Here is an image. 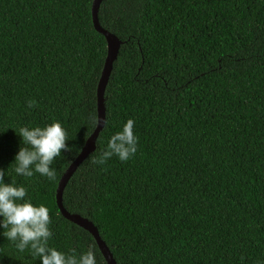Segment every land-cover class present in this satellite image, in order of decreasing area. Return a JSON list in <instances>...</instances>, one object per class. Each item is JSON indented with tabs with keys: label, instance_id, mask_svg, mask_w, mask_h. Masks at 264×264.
<instances>
[{
	"label": "trees",
	"instance_id": "16d2710c",
	"mask_svg": "<svg viewBox=\"0 0 264 264\" xmlns=\"http://www.w3.org/2000/svg\"><path fill=\"white\" fill-rule=\"evenodd\" d=\"M93 1L0 0V169L49 207L50 246L108 264L56 198L98 124L108 46ZM99 19L122 44L65 208L92 220L117 264H264V0H103ZM130 118L136 154L94 164ZM53 120L72 148L55 181L17 176L20 127ZM0 264L40 261L0 235Z\"/></svg>",
	"mask_w": 264,
	"mask_h": 264
},
{
	"label": "clouds",
	"instance_id": "9594fccd",
	"mask_svg": "<svg viewBox=\"0 0 264 264\" xmlns=\"http://www.w3.org/2000/svg\"><path fill=\"white\" fill-rule=\"evenodd\" d=\"M28 101V107L35 105ZM135 121L128 119L122 129L110 136L104 150L94 164L103 165L112 156L128 161L137 152L138 137L134 133ZM21 145L14 156V173L32 177L38 173L49 181H55L56 170L51 166L62 153L71 152L67 143V130L59 120L43 126H22L17 133ZM12 163V162H11ZM4 169H0V235L14 243L19 252L26 249L40 264H97L96 254L90 247L77 255L75 249L69 253L49 245L52 238L49 207L34 203L24 185L14 180L5 182Z\"/></svg>",
	"mask_w": 264,
	"mask_h": 264
},
{
	"label": "water",
	"instance_id": "95a60500",
	"mask_svg": "<svg viewBox=\"0 0 264 264\" xmlns=\"http://www.w3.org/2000/svg\"><path fill=\"white\" fill-rule=\"evenodd\" d=\"M102 1L103 0H94L92 4V18L94 27L98 32L102 33L105 36L108 46L107 57L98 84V124L94 132L88 137L80 154L77 156L76 159L73 160V162L69 165V167L63 174L59 182L56 198L57 204L60 208L62 215L71 222L84 228L94 236L108 264H117L110 248L102 239L98 228L92 222V220H90L88 217L82 216L79 213H72L68 211L63 203V193L65 187L67 186L69 180L71 179L75 171L78 169V167L90 156V154H92L96 150L97 139L106 124L105 92L113 70L114 62L118 57L119 50L122 44V40L117 35L105 29L100 23L99 9Z\"/></svg>",
	"mask_w": 264,
	"mask_h": 264
}]
</instances>
